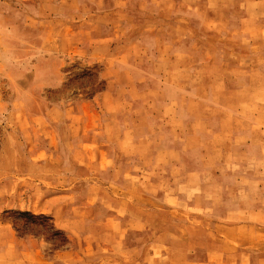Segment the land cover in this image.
I'll return each instance as SVG.
<instances>
[{"label":"rangeland","instance_id":"rangeland-1","mask_svg":"<svg viewBox=\"0 0 264 264\" xmlns=\"http://www.w3.org/2000/svg\"><path fill=\"white\" fill-rule=\"evenodd\" d=\"M237 206L264 207V0H0V264L154 227L229 252L263 233Z\"/></svg>","mask_w":264,"mask_h":264},{"label":"crops","instance_id":"crops-1","mask_svg":"<svg viewBox=\"0 0 264 264\" xmlns=\"http://www.w3.org/2000/svg\"><path fill=\"white\" fill-rule=\"evenodd\" d=\"M239 197L241 196H237V199H239ZM220 210H222L221 215H226L228 213L227 208L225 209L226 211L222 208ZM231 210L233 214L235 212L245 213L244 210H249V213H251V211L255 212L256 210H258L260 214V211L264 213V207L245 208L237 206L232 207ZM237 226L239 230H246L247 228L259 229L263 233L260 234L259 239L255 241L253 239L239 240L238 242L242 246L235 245L229 252L222 249L220 244L222 242L219 243L218 240L217 242L215 241L213 245L211 243V247L205 244L208 246L206 247L203 242H200L198 248L192 251L187 250L188 240L185 238L177 236L178 240H176L175 233L167 229L166 233L168 238L161 240L160 233H158L160 229L154 227L152 229L153 234L150 241L143 243L140 239L130 240L127 235V238L121 242L125 254L109 255L106 258H102L101 256L97 258L93 264H203L206 262L204 257L209 250H212L217 256L216 262L213 264H264V240L262 239L264 237V223H239ZM177 227H180V225L174 226L173 229H177ZM149 244L151 246L150 249L147 248ZM254 244L255 246H252ZM251 247L255 249H251ZM198 249L200 250L198 251Z\"/></svg>","mask_w":264,"mask_h":264}]
</instances>
